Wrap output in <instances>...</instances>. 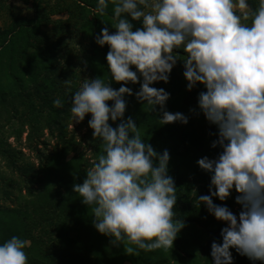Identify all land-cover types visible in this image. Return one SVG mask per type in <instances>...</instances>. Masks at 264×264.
<instances>
[{"label": "clouds", "instance_id": "1", "mask_svg": "<svg viewBox=\"0 0 264 264\" xmlns=\"http://www.w3.org/2000/svg\"><path fill=\"white\" fill-rule=\"evenodd\" d=\"M109 2L115 31L103 27L94 39L108 46L110 79L123 83L113 89L97 77L85 78L72 92L71 121L90 114L92 136L102 141L73 192L91 206L95 229L113 246L127 245L125 253L172 247L184 221L173 219L177 188L168 174V150L156 152L123 114L124 96L133 94L125 85L139 81L135 98L159 112V124L187 123L184 114L165 110L170 94L150 86L167 82L177 60L173 51L183 48L186 90L203 86L197 108L216 127L211 147L220 148L216 157L196 161L210 173L208 194L197 196V205L225 222L220 243L210 244L212 264H232L230 249L264 264V0L255 10L247 0H96L94 11L103 15ZM64 103L53 100L57 108ZM117 120L112 127L109 121ZM233 189L238 214L212 200L224 201ZM27 244L15 235L0 242V264H27Z\"/></svg>", "mask_w": 264, "mask_h": 264}, {"label": "trees", "instance_id": "2", "mask_svg": "<svg viewBox=\"0 0 264 264\" xmlns=\"http://www.w3.org/2000/svg\"><path fill=\"white\" fill-rule=\"evenodd\" d=\"M24 2L32 16L20 17L8 30H0L1 66L9 72L11 82L9 87L0 85V242L13 235L27 240V264H212L210 244L213 240L220 243V228L225 222L215 219L202 202L197 205L196 197L208 194L210 173L200 169L196 161L203 156L216 157L220 148L211 147L216 127L197 108V94L203 86L197 83L186 90L183 48L173 51L177 60L167 82L150 86L159 83L170 94L165 105H177V112L188 117L187 123L159 124V112L147 111V105L135 98L139 81L125 85L133 94L124 96L123 116L133 119L141 139L156 152L168 150V174L177 188L173 219H182L184 227L170 249L127 254V245L113 246L109 237L95 229L91 206L81 203L72 190L73 184L82 183L93 162L83 156L74 132L67 128L72 92L83 79L97 77L113 89L123 83L110 79L105 60L108 46H99L94 39L103 27L110 33L115 31L113 5L109 2L100 15L94 11L96 0ZM247 2L252 10L259 6V0ZM61 12L66 13L64 18H52ZM132 23L134 28L140 26L139 21ZM43 26L50 31L38 42ZM16 38L21 39L18 51ZM19 65V72H15ZM56 98L65 100L62 108L53 106ZM89 118L90 114H85L78 127H87L86 144L92 147L95 161L102 141L92 136ZM109 123L115 127L119 120ZM45 130L48 139H53L51 148L43 136ZM10 137L23 146L13 145ZM23 148L33 153L36 162L26 158ZM236 195L233 189L224 201L212 200L238 214L241 209ZM230 252L232 264H262L234 249Z\"/></svg>", "mask_w": 264, "mask_h": 264}, {"label": "rangeland", "instance_id": "3", "mask_svg": "<svg viewBox=\"0 0 264 264\" xmlns=\"http://www.w3.org/2000/svg\"><path fill=\"white\" fill-rule=\"evenodd\" d=\"M32 16V11L31 8L25 4L24 0H0V30L1 29H7L10 27V25L15 22L18 18L22 17V18H28ZM66 13L65 12H61L59 14L56 15H52V18H58V17H65ZM246 23H250V19L248 21H245ZM42 32H39V38H38V42H43L44 37L46 36L47 33H49L50 28L49 27H45L43 26L42 28ZM2 37V36H1ZM42 38V39H41ZM1 40V39H0ZM8 40V38L5 39V42ZM15 44V49L18 51V49L20 48V44H21V39H15L14 41ZM3 61H0V85L1 86H5V87H9L11 85V82L9 81V75H8V71H6L5 69H3V66H1V63ZM19 66H17V70L15 72H19ZM178 72V70H177ZM159 84V83H158ZM155 84L153 87H157L160 88V85ZM173 102L170 100V103ZM169 106V107H168ZM165 109H171V111L177 112L179 109L177 107V105L175 104H169V105H165ZM195 116H197V114H195ZM71 117V112L69 115V119H68V131L69 133L74 132L75 138L78 141V149L83 153V156L88 159V161L90 162H94V157H93V149L91 146H89L87 143L88 139L86 137V135L84 134V132H87V127H78L79 122L77 123L76 121H71L70 119ZM44 138H47V142H48V148L52 147L53 139L49 138L47 136V132L46 130L44 131ZM24 137H25V133L22 134V141L24 142ZM9 142H11L13 145L16 146H23V145H18L15 142V139L13 137L9 138ZM23 151L25 152V156L26 158L30 159L31 161H35V157L33 155V153L31 151H29L26 148H23ZM72 153H70L68 156H71ZM36 162V161H35ZM92 166V164L87 168L89 169ZM236 208V207H235ZM234 208V209H235ZM233 212V214H237L234 210H231Z\"/></svg>", "mask_w": 264, "mask_h": 264}]
</instances>
